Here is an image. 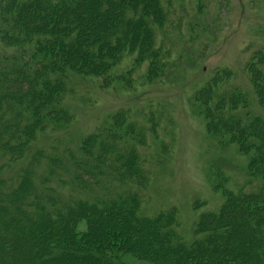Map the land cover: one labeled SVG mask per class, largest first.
<instances>
[{
	"label": "trees",
	"instance_id": "obj_1",
	"mask_svg": "<svg viewBox=\"0 0 264 264\" xmlns=\"http://www.w3.org/2000/svg\"><path fill=\"white\" fill-rule=\"evenodd\" d=\"M165 2L0 0V40L18 50L0 59V264H112L95 251L71 248L80 221L101 231L111 225L113 234L131 231L137 241L143 237L146 256L164 264H196L204 255L233 259V248L240 264H264V208L252 206L264 193V120L252 107L264 110V53L254 54L247 70L249 94L216 75L193 95L198 113L207 117L203 132L218 145L237 143V151L248 154V177L261 185L258 192L237 193L213 186L225 200L217 211L199 216L190 240L179 232L176 207L147 215L130 188L149 184L138 147L145 148L147 136L158 137L156 120L139 128L130 122V111L122 110L78 147L31 146L50 124L70 120L62 101L73 76L95 79L101 88L114 81L128 86L140 67L148 84L163 77L169 52L155 35L168 21ZM72 27L80 29L74 33ZM49 31H57L54 39ZM64 37L69 41L63 43ZM128 62V70L117 75ZM217 84L223 86L213 99ZM99 169H107L104 180L120 194L96 178ZM69 189L72 194H66Z\"/></svg>",
	"mask_w": 264,
	"mask_h": 264
},
{
	"label": "rangeland",
	"instance_id": "obj_2",
	"mask_svg": "<svg viewBox=\"0 0 264 264\" xmlns=\"http://www.w3.org/2000/svg\"><path fill=\"white\" fill-rule=\"evenodd\" d=\"M165 10L168 21L163 30H156L155 35L157 45L162 43L169 52L163 77L148 84L142 79L140 67L128 86L114 81L108 88H101L95 79L73 76L68 94L62 101L70 120L56 127L50 124L34 137L31 146L45 150L58 143L62 148L78 147L86 136L103 131L110 116L122 110L130 111V122L139 128H147L150 119L156 120L159 128L154 140H157L147 136L145 148L138 147L146 175L150 176L149 184L143 189L132 185L130 188L139 193L140 209L147 215L176 207L179 232L190 240L199 216L217 211L225 200L226 196L215 192L213 186H218L220 191L226 189L237 193L240 190L258 192L261 185L260 180L248 177V154H240L237 143L218 145L203 132L207 117L198 113L192 98L216 75L228 81L225 82L227 87L247 94L252 91L247 70L253 55L264 53V0H166ZM79 29L72 27V32ZM54 32L57 31H49L50 39H54ZM100 32L87 41H94ZM65 39L69 41L70 38L64 37L63 43ZM84 46L90 48V44ZM17 52V48L6 46L0 40V59ZM129 66V62L122 63L117 75L126 72ZM216 86L213 99L223 85ZM252 107L264 120V110L255 104ZM162 147L164 152H161ZM107 173V169H99L96 178L102 184L110 185L109 180H104ZM111 186L115 187L116 194L121 193L118 186ZM72 193L71 189L66 192ZM252 206L264 208V193L258 201L252 202ZM242 222L247 224L245 220ZM110 226L104 225L101 231L102 228L95 230L83 221L75 223V247L71 248L95 251L112 264L165 263L146 256L143 237L137 241L131 231L113 234L116 228ZM86 231L90 234L84 235ZM150 238L146 239L151 248L154 243ZM64 243L60 241V246ZM260 245L259 241L253 245L255 249L250 250L249 259H255L252 254ZM235 249L231 250L233 259H213L204 255L196 264H232V261L240 264L237 257L240 252H234Z\"/></svg>",
	"mask_w": 264,
	"mask_h": 264
}]
</instances>
